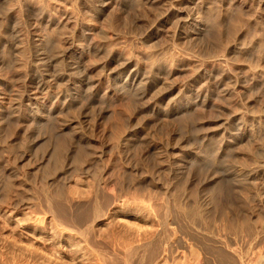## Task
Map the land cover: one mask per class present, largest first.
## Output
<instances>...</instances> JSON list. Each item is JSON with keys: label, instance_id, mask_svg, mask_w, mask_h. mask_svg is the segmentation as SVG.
I'll return each instance as SVG.
<instances>
[{"label": "rangeland", "instance_id": "obj_1", "mask_svg": "<svg viewBox=\"0 0 264 264\" xmlns=\"http://www.w3.org/2000/svg\"><path fill=\"white\" fill-rule=\"evenodd\" d=\"M20 1L0 0V248L34 250L46 264H111L107 254L124 264L130 251V264H185L199 253L196 245L185 248L186 238L200 236L211 244L204 264H220L222 240L244 264H264V0H141L144 11L136 0H120L125 10H139L131 24L119 22L124 9L106 10L93 23L95 50L81 52V68L73 72L57 52L73 34L61 12L72 0ZM109 17L118 27L106 24ZM176 25L191 33L178 46ZM29 31L46 40L48 54H39L49 55L50 66L43 75L81 83L84 100L71 110L60 102L51 107L44 92L36 101L35 84L28 83ZM169 53L179 59L171 62ZM117 57L132 58V66L138 59L143 84L157 74L149 101L122 85L124 77L119 86L106 80L105 64ZM202 59L221 60L247 77L227 81L223 96L190 102L185 98L200 84L185 89ZM27 96L36 106L45 102L46 111L36 117L25 110ZM83 101L90 103L87 114L76 110ZM47 191L55 200L73 198L81 220L79 232H70L40 214L45 251L42 235L22 227L26 206L41 208ZM11 200L19 207L9 208ZM98 207L105 215L95 221Z\"/></svg>", "mask_w": 264, "mask_h": 264}, {"label": "bare ground", "instance_id": "obj_2", "mask_svg": "<svg viewBox=\"0 0 264 264\" xmlns=\"http://www.w3.org/2000/svg\"><path fill=\"white\" fill-rule=\"evenodd\" d=\"M28 1H30V0H28ZM34 1H36V0H34ZM34 1H32V2H34ZM136 1H137L136 7L138 9L142 8L141 10L144 11L143 10V8H144L143 3L147 2V0L144 2L141 0H139V1L136 0ZM136 1H134V3ZM123 2H121L120 0H72L70 2L71 3L70 6H72V8L70 6L69 7L71 8L70 10H71L72 14H74L73 9H74V11H76L75 15H72L70 10L67 7L62 9V11H61L62 15H63L62 19H64V21H66L64 25L67 26L68 24L72 23V26H73V34L71 35L70 38H67L65 40L63 46H61L62 48L59 47L61 50L59 49V51H57V52H60V55H59L60 59L58 61L61 60L60 63L64 66L65 70H69L71 72L78 71L81 68V65H80V59H81V54H82L81 52L90 53V52H93L95 50L94 49V43L91 40L92 30L95 29V24H93V23H96L100 19V17L104 15L103 13H105L106 10H108V9L111 10L113 8L112 9V11H113L115 9V7L116 8L118 7V9H124L123 10L124 12L122 13L123 15L118 17L119 22L123 23L122 24L123 26H125L127 22L129 24H131L130 23L131 21L129 22V18L131 17V19H132L133 17H135V13H137L139 10L137 9L138 11L135 13H134L135 9L130 10L129 8H127L129 10H127V9L125 10V8L127 6H125L123 4ZM29 3H27V4H29ZM147 4H148V2H147ZM20 7L21 6H19V8ZM129 7L131 8V4L129 5ZM116 12L117 11H115V13ZM28 14L29 13H27V15ZM86 14L89 15L90 19H88V20L91 21L90 23H87L88 20H86V23L84 22V20H82L83 18L86 19V17H85ZM81 15H83L84 17L82 18ZM118 15L119 14H117L116 16H118ZM116 16L113 18L116 19L117 18ZM134 19H133V21H134ZM190 19H192V18H190ZM106 21H105L106 24L114 25L113 22L115 20L111 19V17H109L106 19ZM159 22H160V24L158 26L164 27L165 22H163V21H159ZM193 22L194 21H186L185 24L189 25L190 23H193ZM29 23H30V21H29ZM134 23H132V24H134ZM117 24L114 26H117ZM196 24H198V22H196ZM117 27H115V28H117ZM184 28H185V29H183L184 31H181L180 25H176L174 27L173 32H172V40H173L172 43L176 44L177 46H178L179 42H181L182 40L184 43L185 42L184 39L185 38L187 39V37H189L191 34L186 29V27H184ZM157 29H159V28H157ZM12 31H13V34L15 37L16 36L15 29H13ZM38 36H39V34L37 35L35 31H29L28 32V38H27L29 48L31 49V53L28 57V63H29V68H28V70H29L28 71L29 81H28V83L29 84H35V87H34L35 91L33 92V95L36 98V101H38L37 92H39V93L44 92L46 94L45 96H48V97L50 96V100L51 99L54 100V101H52V104L50 105L51 107L55 106V104L60 102L62 105V107H60V108H62V110H65V109L71 110V108L75 107L76 104H74V103L76 101L79 100L78 102H82L79 99L81 97V94H83L81 91L82 85L78 79L73 78V77L69 78V84H57L58 81L62 80V78L64 76L63 74L62 75L61 74L55 75L52 80L47 79L43 75L41 68L42 67H49L50 62L47 59V58H49L48 57L49 55L48 56L45 55L44 57H41L39 54V52L43 51L45 49L44 47H46L47 45H46V40L44 38H41ZM149 40H152V38H148L147 41H149ZM77 49H79L80 51L78 52ZM45 53H47V52H44V54ZM177 53H178V51H177ZM169 54H172V53H169ZM175 55L174 54L171 55V57H170L171 62H173L174 60L177 61L179 54H178L177 58H176L177 55L176 56ZM135 57H136V55H135ZM135 57L133 59V60L136 59L135 60V66L133 65L134 68H133L132 63H131L132 58H130L131 60L130 59L126 60L124 58L125 60L123 59V61H121V63L118 62V57L116 59L110 58V60L105 64V68L109 71V73L106 75V80L108 82L115 84V85H118L120 82L119 80H121L122 77H124V80L122 81V85H124L126 87L130 86L129 88L135 90L136 95L139 97L138 99H140L139 101L145 100L147 102L151 99V96H150L151 91L154 87V84L157 83L156 81H158V76L156 73L150 72V74H149V77L151 79L150 83L146 84V82H145V84H143V82H142L143 78L141 77L142 67H141L138 59ZM50 58H51V56H50ZM170 60H168V61L170 62ZM119 61H120V59H119ZM175 62H173V63H175ZM116 63H118V65H120L121 67L116 68L115 70L111 71V66L116 64ZM228 67H227V64H225L221 60H214L213 62H209L207 60L202 59L200 64H199V68L193 70L194 74L196 75V79L193 81V85L191 84L192 86H190V87L187 86L188 89H185V90L186 91L193 90V88L196 87L197 84H200V86L196 90V92L189 94L185 99H187L188 101L191 102L192 96L196 97L195 99H198L200 96H202V97L203 96H208V97L212 96V98H214V96H216V97L221 96L223 94V92H226L225 91V84L227 81L230 82L229 84L234 83L236 85L237 83H239L240 81L243 80L242 78L247 77V74L241 75L240 72L235 70V68H230V67L228 68ZM241 73H243V72H241ZM248 75H250V74H248ZM250 76H252V75H250ZM203 80H206V81L204 83H202ZM231 81H232V83H231ZM184 85H186V84H184ZM183 88H184V86H183ZM181 91L182 90H180L179 92L181 95H183L184 93H181ZM83 96L81 98H83ZM134 97L136 98L135 94H134ZM138 99H136V100H138ZM26 100L28 101V103L25 105V107H26L25 110L27 109L28 111H33L35 113V116L40 114V113L42 114L46 111V106H48V105L45 102H42L38 106H36L32 102V98H30V96H27ZM83 100H84V98H83ZM89 104H90L89 102H87V103L84 102V104H81L78 108H76V110L79 111V113H86L87 114L88 113L87 112L88 107H90ZM50 109H48V110H50ZM229 134L227 136H230L231 138H233V136L229 135ZM55 192H57V191H55ZM58 195H60V194L58 193ZM51 196H53L52 193H51ZM54 197L55 196L50 197L48 195V191H47L46 193H43V198L41 199V201H42L41 205L43 207L41 206V208L40 207L32 208L33 206L28 205L25 208L26 212H25V218L23 219L24 223H23L22 228H24L27 231H33L37 235H42L40 238L43 240V242H41V243H42V248L44 250H45V247L47 245V243H46V241H47V237H46L47 228H46V219L44 216L41 217L40 214H43L45 216L46 215L50 216L52 221L54 222L53 227L57 230L60 227L63 229H67L70 232L71 231L72 232L73 231L79 232V225H80V220H81V219L79 220V218H81V217H78V215L80 213L77 215V211H75L72 208V206L74 204L73 198L70 199V198L66 197L64 199L63 197H65V196H63L62 199H60L59 198L60 196H58L55 200ZM17 203H15L13 200L9 201V205H10L9 208L15 209L16 207H19V204H17ZM104 215H105V213L102 211L101 208L98 207L94 211V220L96 221L98 218H100ZM29 221H32V222L28 223ZM78 221H79V223H78ZM191 239L186 238L185 243L187 246L185 248H187V247L191 248V247H193V245H196L199 249L198 250L199 253H197L198 254L196 257L197 259L195 258L196 262H194V263L190 262V260L187 259L188 256L185 253L183 256L185 257V259L188 260V263H185V264H204L205 259H206L205 263H207L206 257L208 256L209 245H211V244H209L207 242L208 240L206 238H200V236H199V238L195 239L194 242L189 241ZM220 243H221V246L219 249L221 250V253L223 255V257L221 256L222 257L221 261H219L220 264H231V263L232 264H236V263L237 264H244L245 260L243 259V256L241 257L239 254H237L236 250H234L231 243H229L228 241H225V240H222ZM14 248H16V247H14ZM3 249H5V250H3ZM6 249L7 248H5V247L4 248L2 247V249L0 248V264H46L45 260L44 261L42 259H41V261L38 260L39 255H38V258H36L38 252L35 253L34 250L31 251L29 249H26V251H28V252H25V250H24V251H20V253L19 252L16 253L15 251H10V250L7 251L8 249L7 250ZM218 251L219 250H217V252ZM41 253L42 252H40V254ZM131 253L132 252L130 251L124 257H121V259H123L124 264H130L128 259H129V256L131 255ZM152 253L154 255L153 251H152ZM152 253H151V256H153ZM221 253H219V254L221 255ZM219 254H218V256H219ZM43 255H44V253L41 255V257L44 258L45 255L44 256ZM107 259L109 260V262L111 264H116V263H118V260H120V258L118 256H115L114 254H107ZM214 259L217 260L218 258L217 259L214 258ZM187 260H186V262H187ZM120 261H122V260H120ZM46 262H47V260H46Z\"/></svg>", "mask_w": 264, "mask_h": 264}]
</instances>
